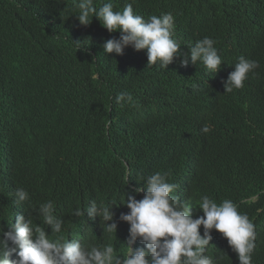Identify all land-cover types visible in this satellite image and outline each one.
<instances>
[{
	"label": "trees",
	"instance_id": "trees-1",
	"mask_svg": "<svg viewBox=\"0 0 264 264\" xmlns=\"http://www.w3.org/2000/svg\"><path fill=\"white\" fill-rule=\"evenodd\" d=\"M111 2L121 11L132 0ZM133 10L145 19L171 12L181 52L214 39L219 71L180 58L167 69L148 66L146 50L131 46L106 53L104 42L119 31L95 16L80 25L73 0H0V156L15 162L32 209L54 201L66 237L71 222L117 252L128 235L119 221L126 196L140 199L135 189L156 171L169 173L191 203L232 200L264 233V0H135ZM240 56L259 67L225 92ZM121 92L133 101L117 104ZM92 200L114 203L116 235L103 232L99 217L72 214ZM219 240L213 234L205 254L224 264Z\"/></svg>",
	"mask_w": 264,
	"mask_h": 264
},
{
	"label": "clouds",
	"instance_id": "clouds-1",
	"mask_svg": "<svg viewBox=\"0 0 264 264\" xmlns=\"http://www.w3.org/2000/svg\"><path fill=\"white\" fill-rule=\"evenodd\" d=\"M133 3L135 0L126 3L121 11H114L111 0L99 7L94 0H73L80 25H89L95 16L109 33L119 31V38L104 42L106 53L123 55L124 49L131 46L136 51L146 50L148 66L159 62L167 69L174 58H180L183 66L190 59L193 65L201 62L213 74L219 71L222 58L214 39L197 38L188 42L191 47L187 53L181 52L173 14L145 19L134 12ZM234 66L224 83L225 92L242 88L248 74L259 64L240 56ZM126 101H133L129 92L115 96L117 104ZM210 130L207 124L201 129L205 134ZM168 177L169 173L156 171L143 178V189H135L136 193L143 191L140 199L127 194L123 204L128 211L120 213L119 221L128 224V235L124 248L117 252L112 243L89 242L91 238L84 233L85 242L79 237L83 231L71 222L66 237L64 219L56 215L54 201L32 209L33 200L26 186L18 182L15 162L0 156V197L9 204L0 208V264H218L205 254L213 234H219L224 264H254L256 258L264 261V233L257 231L254 218L230 199L204 195L199 202L191 203L187 190L177 189ZM113 205L92 200L86 209L77 207L72 214H87V221L99 217L103 232L116 235L118 223ZM33 217L41 223H34Z\"/></svg>",
	"mask_w": 264,
	"mask_h": 264
},
{
	"label": "bare ground",
	"instance_id": "bare-ground-1",
	"mask_svg": "<svg viewBox=\"0 0 264 264\" xmlns=\"http://www.w3.org/2000/svg\"><path fill=\"white\" fill-rule=\"evenodd\" d=\"M79 237H80V238H83V239H86V236H85L84 232L81 233V234L79 235Z\"/></svg>",
	"mask_w": 264,
	"mask_h": 264
},
{
	"label": "rangeland",
	"instance_id": "rangeland-1",
	"mask_svg": "<svg viewBox=\"0 0 264 264\" xmlns=\"http://www.w3.org/2000/svg\"><path fill=\"white\" fill-rule=\"evenodd\" d=\"M83 239V238H82ZM84 240V239H83ZM85 241V240H84ZM86 242V241H85Z\"/></svg>",
	"mask_w": 264,
	"mask_h": 264
}]
</instances>
